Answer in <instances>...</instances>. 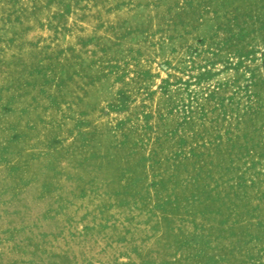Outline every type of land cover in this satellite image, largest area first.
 <instances>
[{
    "label": "rangeland",
    "instance_id": "rangeland-1",
    "mask_svg": "<svg viewBox=\"0 0 264 264\" xmlns=\"http://www.w3.org/2000/svg\"><path fill=\"white\" fill-rule=\"evenodd\" d=\"M0 264H264V0H0Z\"/></svg>",
    "mask_w": 264,
    "mask_h": 264
}]
</instances>
